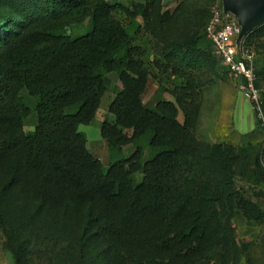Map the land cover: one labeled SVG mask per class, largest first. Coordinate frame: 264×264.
I'll return each instance as SVG.
<instances>
[{
	"label": "rangeland",
	"instance_id": "obj_1",
	"mask_svg": "<svg viewBox=\"0 0 264 264\" xmlns=\"http://www.w3.org/2000/svg\"><path fill=\"white\" fill-rule=\"evenodd\" d=\"M107 1L147 69L143 104L153 108L158 100L174 102L179 125L188 113V129L200 156L199 169L192 165L190 184L223 197L194 204L174 221L147 208L130 235L121 238L114 233L120 215L116 203L95 202L88 212L87 203L76 199L66 184L43 191L14 147L0 157V190L11 175L15 177L0 194V264H140L151 259L157 264H264L263 120L204 33L213 6L224 0ZM250 30L248 45L255 69H261L264 22ZM105 82L93 120L80 124L79 130L107 170L110 157L101 124L115 121L109 106L122 83L114 72L106 74ZM259 84L264 97V77ZM20 93L32 108L25 119L29 131L35 123V99L26 89ZM9 128L0 125V138ZM175 139L183 143L180 130ZM140 144L144 162L150 152L146 142ZM134 149L132 143L124 145L122 157ZM215 152H223L227 168ZM142 176L133 173V183ZM243 201L257 208L249 206L245 212Z\"/></svg>",
	"mask_w": 264,
	"mask_h": 264
},
{
	"label": "trees",
	"instance_id": "obj_2",
	"mask_svg": "<svg viewBox=\"0 0 264 264\" xmlns=\"http://www.w3.org/2000/svg\"><path fill=\"white\" fill-rule=\"evenodd\" d=\"M251 33L245 35L247 44ZM134 49L107 0H0V125L10 127L0 138V157L18 147L43 191L66 184L76 199L87 203L88 212L95 202L116 203L120 215L114 233L121 238L130 235L147 208L174 221L194 204L223 197L190 184L192 165L199 169L200 156L188 113L179 125L174 102L158 100L153 108L143 104L148 72ZM255 71L260 88L264 68ZM109 72L118 76L122 88L109 106L115 121L101 124L110 157L104 170L79 125L93 120ZM22 89L35 99V123L29 131L25 119L32 108ZM177 130L184 135L181 145ZM140 142L150 152L144 162ZM128 143L135 149L122 157ZM222 153L215 152V158L225 169ZM135 172L143 174L138 184L131 178ZM14 179L8 178L0 194ZM240 205L245 212L249 206L257 208L248 201ZM139 263L157 264L153 259Z\"/></svg>",
	"mask_w": 264,
	"mask_h": 264
},
{
	"label": "built area",
	"instance_id": "obj_3",
	"mask_svg": "<svg viewBox=\"0 0 264 264\" xmlns=\"http://www.w3.org/2000/svg\"><path fill=\"white\" fill-rule=\"evenodd\" d=\"M240 32L241 25L233 12L225 9L223 4L213 6L204 26V33L230 74L240 80V89L254 103L255 110L264 124V97L256 85L254 52L245 42L246 34L240 37Z\"/></svg>",
	"mask_w": 264,
	"mask_h": 264
},
{
	"label": "water",
	"instance_id": "obj_4",
	"mask_svg": "<svg viewBox=\"0 0 264 264\" xmlns=\"http://www.w3.org/2000/svg\"><path fill=\"white\" fill-rule=\"evenodd\" d=\"M223 5L237 16L241 25L240 37L264 22V0H224Z\"/></svg>",
	"mask_w": 264,
	"mask_h": 264
}]
</instances>
